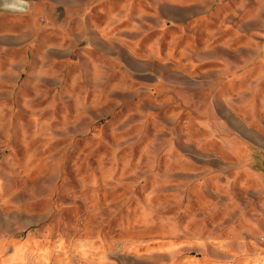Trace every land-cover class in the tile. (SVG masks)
Returning <instances> with one entry per match:
<instances>
[{
	"label": "rangeland",
	"instance_id": "1",
	"mask_svg": "<svg viewBox=\"0 0 264 264\" xmlns=\"http://www.w3.org/2000/svg\"><path fill=\"white\" fill-rule=\"evenodd\" d=\"M0 264H264V0L0 11Z\"/></svg>",
	"mask_w": 264,
	"mask_h": 264
},
{
	"label": "clouds",
	"instance_id": "2",
	"mask_svg": "<svg viewBox=\"0 0 264 264\" xmlns=\"http://www.w3.org/2000/svg\"><path fill=\"white\" fill-rule=\"evenodd\" d=\"M29 0H0V11L13 13H27Z\"/></svg>",
	"mask_w": 264,
	"mask_h": 264
}]
</instances>
